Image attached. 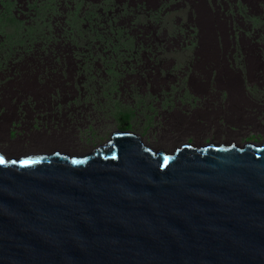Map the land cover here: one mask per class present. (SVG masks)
<instances>
[{
	"label": "rangeland",
	"instance_id": "rangeland-1",
	"mask_svg": "<svg viewBox=\"0 0 264 264\" xmlns=\"http://www.w3.org/2000/svg\"><path fill=\"white\" fill-rule=\"evenodd\" d=\"M121 114L156 153L264 142V0H0L4 154H92Z\"/></svg>",
	"mask_w": 264,
	"mask_h": 264
},
{
	"label": "water",
	"instance_id": "water-1",
	"mask_svg": "<svg viewBox=\"0 0 264 264\" xmlns=\"http://www.w3.org/2000/svg\"><path fill=\"white\" fill-rule=\"evenodd\" d=\"M0 150V264H264V142Z\"/></svg>",
	"mask_w": 264,
	"mask_h": 264
},
{
	"label": "flooded vegetation",
	"instance_id": "flooded-vegetation-1",
	"mask_svg": "<svg viewBox=\"0 0 264 264\" xmlns=\"http://www.w3.org/2000/svg\"><path fill=\"white\" fill-rule=\"evenodd\" d=\"M215 28H217V31H219L218 30V26H214ZM220 29V28H219ZM263 96V95H262ZM251 99V98H250ZM256 100H258L257 99V97H254L253 99H251L250 101H247V104H249L251 101H256ZM120 131H122V132H128V129H123L122 128V130H120ZM232 135V134H231ZM44 137V136H42L41 134H39V133H33V134H31V141H34V139L36 138V137ZM29 136L28 135H25V137L24 138H28ZM232 137H233V141L232 142H234V143H237V144H241V142L239 141V138L236 136V135H232ZM231 137V138H232ZM7 138L8 139H10V136L9 135H7ZM46 138V137H45ZM92 138V137H91ZM46 139H48V138H46ZM18 140H23L21 137H19L18 138ZM17 140V141H18ZM190 141H193V140H191V139H189ZM173 141V144L174 145H176V142H175V140H172ZM111 142V141H110ZM110 142L109 143H106V145L105 146H108V144H110ZM91 144H93V143H91ZM33 145H34V143H33ZM68 146H70V145H68ZM68 146H66V148H57L58 150H61L62 151V153H64V154H73V155H80V156H84L83 154L89 149V147H88V145H87V143H85V144H83V143H79V145L78 146H70V147H68ZM24 147H25V149L27 150V149H29V147L26 145H24ZM32 147H34V146H32ZM49 149V148H48ZM52 149V148H51ZM28 151H31V152H35L36 154H47V153H49V152H46V151H44L43 153L42 152H39V153H37V151H35L34 150V148H30V150H28ZM88 155V154H87Z\"/></svg>",
	"mask_w": 264,
	"mask_h": 264
},
{
	"label": "trees",
	"instance_id": "trees-1",
	"mask_svg": "<svg viewBox=\"0 0 264 264\" xmlns=\"http://www.w3.org/2000/svg\"><path fill=\"white\" fill-rule=\"evenodd\" d=\"M148 0H139L140 3H145ZM120 119L122 120L121 122V128L123 129H129L130 127L128 126L130 116L128 114H121Z\"/></svg>",
	"mask_w": 264,
	"mask_h": 264
},
{
	"label": "bare ground",
	"instance_id": "bare-ground-1",
	"mask_svg": "<svg viewBox=\"0 0 264 264\" xmlns=\"http://www.w3.org/2000/svg\"><path fill=\"white\" fill-rule=\"evenodd\" d=\"M212 52V51H211Z\"/></svg>",
	"mask_w": 264,
	"mask_h": 264
}]
</instances>
